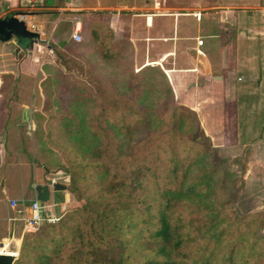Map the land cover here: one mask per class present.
I'll use <instances>...</instances> for the list:
<instances>
[{"label": "trees", "instance_id": "16d2710c", "mask_svg": "<svg viewBox=\"0 0 264 264\" xmlns=\"http://www.w3.org/2000/svg\"><path fill=\"white\" fill-rule=\"evenodd\" d=\"M90 35L79 43L66 38L60 44L69 57L55 49L56 63L42 66L43 102L34 115L41 151L68 175L80 204L25 234L14 264H264V238L254 227L241 224L240 241L226 247L239 197L229 178L236 174L193 111L171 110L175 95L163 70L135 72L132 42L115 41L105 26ZM1 79L3 130L17 78ZM243 159H236L242 173ZM5 161L0 157V189Z\"/></svg>", "mask_w": 264, "mask_h": 264}, {"label": "rangeland", "instance_id": "374dc122", "mask_svg": "<svg viewBox=\"0 0 264 264\" xmlns=\"http://www.w3.org/2000/svg\"><path fill=\"white\" fill-rule=\"evenodd\" d=\"M17 1L19 0H0V16L5 18L8 16V14H11L13 12L16 15H23L24 11L16 9L17 6L15 5L14 7H12V3H15ZM42 1H44L48 5L57 2L61 6L65 5L68 2V0ZM71 1L75 6H77L81 5L83 2V4L88 5H98L97 3H103V1H108V3L106 4H110L117 0ZM27 2L28 0H24L25 4H27ZM133 2L141 7L158 6L160 11L164 12H167L168 10L185 13L191 11L194 12L197 10H202L203 12L210 11L211 13L207 14V17L203 20L202 25L206 26L210 30H208V32L210 33L214 30H220L224 31V33L227 32L225 35H229L232 32V29H229V24L225 23V20L226 22L231 21L233 19V14L223 13L222 11H226V9H219L218 13H215L214 10L217 9H214V7L238 6L254 11L260 7V4L264 5V0H133ZM114 13L119 15V21H117L114 16H111V14H99H101L102 16L104 15V18H107V16L108 18L111 17L110 21L113 26L112 28L116 39L115 41L118 42V40L123 39V35H127V33L123 32V22H121V20H123V15L125 17V15L127 14L126 11L123 10H117ZM95 16L96 18L94 17V15L91 16L90 13H87V15L83 17L84 25H89V22H91V26L89 29L84 26L82 30L83 33L81 34L83 38L82 41L91 36V31L103 27L104 22H99L98 14H96ZM239 16L241 19H243L245 14L239 13ZM95 19L98 20L94 21ZM193 19L197 21L196 17ZM78 20L82 21L81 19H75L74 22H77ZM220 22H223L222 24L225 25H220ZM193 23V20L190 19V21L188 20L182 25V32L184 36L191 35L194 32L196 33V25H194ZM113 24L116 25L114 26ZM261 29L262 27L259 26V29L254 30L261 31ZM126 31H136V23L132 24V26L126 29ZM165 38L167 37L162 38L163 43ZM124 39L130 40L129 38ZM72 41L74 40L72 39ZM255 41L257 43L262 42L259 39H256ZM27 44L28 41H21L17 38L7 42H3L0 40V55H3L0 57V63L4 58H8V54H3L4 50L10 51V57H16L17 48H19L24 52V54L21 53L22 56L20 57L19 62L23 69L31 73L33 65L35 64L34 59H31L30 55H28L27 58L25 57V47ZM50 44L54 47L58 46L62 48L61 44L59 45V43L51 42ZM47 45V42H41L39 47L41 49L43 48L46 56H49L47 58V61H49L52 58H50L51 55L48 54V51L50 52V50L47 48ZM133 48V70L135 72H138L141 67H143L147 62H152V66L159 67L166 74L168 82L173 88V92L175 95V103L172 105L171 110H173L176 106H186L196 114L200 127L204 131V134L210 139L213 147L216 148L219 146H228L229 148H224V152H222L221 156L226 159L229 158V171L231 174H236L232 175L229 178V183L232 189L238 192L239 197L233 205V210H235L233 211L235 213L234 216H236L235 221L233 220L234 233H232V239L226 247L230 249L237 241H240L239 238L236 237V229L241 227V224H245V226H248L249 228H256L255 234L260 238H264V44L250 45L249 54H247L245 46L244 50H242L241 48V50L238 52V56H236L235 59L234 57L232 58L234 59L233 63L235 65V68H233V72L241 77V80L239 81V100L236 103L238 107L237 114L236 107L232 103H230L231 99H228L226 97V91H223L222 87H218L217 85L213 84V80L211 78L206 83V79L204 78L206 75H203L202 72L204 70L200 69L202 73L187 72L186 69L195 68V64L197 63L198 67H200L199 60L195 59L192 56L194 51L193 46H179V49L176 50V56L169 57L167 59V62L160 61L162 52H159L156 47H151L149 45H146L145 47H138V52L137 50H135L134 45ZM40 53H42V51H40ZM62 54L65 57H69L65 50H63ZM200 57L202 56L200 55L199 58ZM245 57H251L246 64L244 61ZM71 68L73 72L78 73V67L72 65ZM242 68H244V70H241ZM173 69H177V72H172ZM243 71H247V73H243ZM31 75L35 77L37 75L36 71L34 70ZM34 77H31L29 79L28 85L31 84L30 86H34L35 83L37 86L40 85V80L42 78L41 74H39L36 79H34ZM257 78H260L261 82H257ZM37 80L39 84L36 82ZM27 96H30L29 93L25 95V97ZM31 98L32 97H29L27 101H31ZM33 99L39 100L38 108L30 110L32 113L31 115L34 119V115L39 111L38 109H40L43 102L41 92L39 91L38 96H35L33 93L32 100ZM28 113L29 111L25 113V118L21 120V113H19V111L17 110L15 111V109L13 110L12 108L13 116L19 118L17 123H8L9 125L6 129L0 130V147L2 143L4 144L5 135H9L7 142V158L9 157V159L6 160V164L4 167L7 171L6 176H8V188L5 192L0 190V254L17 255V258L21 247L22 237L26 233H24L23 220H18V218H22L23 215L21 216L17 212L19 207H16V209L11 208V201L16 200L20 203L21 206L23 199H20V201L18 200V197L22 196V192H24V189L27 186L32 187L37 180L41 179V177L44 176H49L51 178L50 185L52 184L53 180L57 183L69 185L68 175L62 172L57 167L58 165L56 164V161H52L51 155H49L48 153L49 151H41V145L38 141L39 129L37 127L36 121H34L33 119L31 120L29 116L30 113ZM237 119L238 123H236ZM236 124L240 131L239 135L241 140H248V138L249 140H251L256 134H258L257 138L253 140L252 143H254L258 149L260 145L262 146V154L254 151L251 154L250 161L247 160V165L246 160L243 159L246 168V171H244V173H242L241 171L242 165L236 160L237 158H240L237 156H240L241 152L244 149L241 146H239L236 150L235 148H232L234 146H237L236 143H238L237 141H234L235 127H237ZM241 143L243 142L241 141ZM5 153L6 152H3L2 154L5 155ZM67 191H58L56 193L55 197L52 199V202H48V204H56V207L52 209H46L45 215L53 214L57 217H62L63 214L61 215L60 213V205L66 203L67 212L80 204L72 197L69 190ZM70 197L72 198L71 200H69V202H64L66 198ZM30 201L28 202L30 203ZM29 203H27L24 208H28ZM12 219H17L15 221V230L13 232L10 230L12 226L10 222H12ZM42 226L40 227V229L42 228ZM2 236H6V238H9L11 240H5V242H2ZM13 237H15L16 239H13ZM17 238H20L21 242L18 241ZM252 239L253 238H251V240ZM17 248L18 250H16Z\"/></svg>", "mask_w": 264, "mask_h": 264}, {"label": "crops", "instance_id": "0c3cea01", "mask_svg": "<svg viewBox=\"0 0 264 264\" xmlns=\"http://www.w3.org/2000/svg\"><path fill=\"white\" fill-rule=\"evenodd\" d=\"M122 2H123V5H122ZM83 3L77 6H75L71 0H68V2L63 6H61L57 2L51 5H48L42 0H28L27 4L24 3V0H19L15 3H12V7H14L15 5L17 6L16 9L24 11L23 14L27 16V20L30 25L34 24L38 26L40 31L42 32L40 35V41L28 42V44L25 47V51H26L25 57L27 58L28 55H30L31 59L32 58L34 59L35 65H33V69L37 73L35 77L31 75L34 72L33 69L31 73H29L28 71L22 68L19 60L22 54H24V52L19 48H17L16 57H10V51L4 50L3 54L4 55L8 54L7 55L8 58H4L0 63V83L1 84H2V79H1L2 74L10 73V74H13L17 78V86L15 90V95H14L13 100L10 103V106H11V109L13 108V110L15 109V111L17 110L19 111V113H21L22 115L21 120L25 118V113L28 111L30 113L29 116L32 120L33 117L31 115L32 113L30 110L38 108V104H39L38 99L32 100V98H33V93L35 96L39 95L40 85L37 86L36 83L34 86H30L31 84L28 85L29 79L31 77H34V79H36L37 76H39V74L42 73V66L44 64L46 63L55 64L59 57L57 51L61 52L62 54L64 50L63 48L58 47V46L54 47L50 43L56 42V43H59L60 45V43L63 44L65 42L66 38L72 40V34L74 32V26H75V22H74L75 19L82 20V30L84 26L87 29H89L91 26V22H89V25L88 24L84 25V21H83V17H85L87 13H90L91 16L94 15L95 18H96L95 15L98 14L99 22H104L103 26L109 29H112L113 31V28H112L113 26L110 21L111 17L108 18L107 16V18H104L103 17L104 15L102 16L99 13L111 14V16H114V18L117 21H119L118 20L120 19L119 15L114 13L117 10L126 11L127 15H125V17L123 15V20H121V22H123V32L127 33V35H123V38H129L130 41L133 43L135 50H137V52H138V47H145L146 45H149L151 47H156L159 52H162L160 56L161 58L160 61L167 62V59L169 57L176 56L177 54L176 50L179 49L178 48L179 46L180 47L181 45H185V47H187L188 45L193 46L194 51H193L192 56L195 59L199 60L200 67H198V63H197L195 64L197 67L195 66V68L193 69L192 68L186 69L187 72L189 73H202L203 72V75H206L204 77L206 79V83L211 78L213 80V84L217 85L218 87H222V90L226 91V97L228 99H231L230 103H232L236 107L237 113H238V107L236 103L239 100V81L241 80V77L235 72H233V68H235V65L233 62L236 56H238V52L241 50V48L242 50H244L246 46L247 54H249L250 45L264 44V5L263 4H260V7L254 11L249 10V9H244L238 6L237 7H233V6L214 7V9H217V10H214L215 13H218L219 9H222V10L226 9V11L223 10L222 12L226 14L227 13L233 14V19L231 21L226 22L225 20V23L229 24V29H232V32L229 35H225L227 32L224 33V31H220V30L218 31L214 30L213 32L210 33L208 32L209 29L206 26L202 25L203 20L206 19L207 17V14L211 13L210 11L203 12L202 10H197L194 12L191 11V12L185 13V12H175V11L168 10L167 12H164V11H160L158 6H154V7L138 6L136 3L133 2V0H117L110 4H106L108 3V1H103V3L105 4L97 3L98 5L96 4L88 5V4H83ZM227 9H230V10H227ZM239 13L245 14L243 19L240 18ZM148 16L152 17V21L150 25L147 23ZM195 17L197 21L193 19ZM1 18L3 17L0 16V19ZM98 19H95L94 21H97ZM190 19H192L194 22L193 24L196 25L195 29L197 31L196 33L194 32L191 35L184 36L182 32V25L188 20L190 21ZM134 23H136V31H131V32L126 31V29L130 28L132 24ZM222 23L223 22H220V25L222 26L225 25ZM113 25L115 26L116 24H113ZM259 26L262 27L261 31L254 30V29H259ZM60 29H62V32L58 38L57 33H59ZM163 37H167L164 39V43L162 42ZM197 39L199 40L202 39L203 41L202 46L200 47L198 46ZM256 39H259L262 42L257 43L255 41ZM41 42L48 43L47 48L50 50V52L48 51V54L51 55L50 58H52L49 61H47V58L49 56H46L45 55L46 53L44 52L43 48L41 49L39 47ZM55 49H58V50L55 51ZM40 51H42V53H40ZM200 55L203 58L202 57L199 58ZM1 56L3 55L1 54L0 57ZM233 57L234 59H232ZM250 58L251 57H245V60H244L245 64L248 62ZM148 65H153V63L147 62L144 66H148ZM244 68H242L241 70H244ZM200 69L204 71L201 72ZM172 72L176 73L177 69H173ZM243 73H247V71H243ZM41 76L43 75L41 74ZM256 81L261 82L260 78H257ZM36 82L39 84L38 80ZM28 93L30 96L25 97V95ZM29 97H32L31 101H27ZM18 119L19 118L14 117L12 114L9 120V123L15 124L17 123ZM236 123H238V119L236 120ZM239 134H240V131L237 126L235 127V140L234 141H237L239 144L236 143L237 146H234L232 148H235L236 150L238 149L239 146H241L244 149L241 152V155L237 157H240V158L243 157L246 160V165H247V160L250 161L251 154L254 151L260 154L262 146L261 145L259 146V149H260L259 150L257 146L254 143H252V141L257 138L258 134H256L254 138L251 140H249V138L248 140H241ZM8 138H9V135H5L4 144L2 143L0 147L1 148L0 149L1 162L5 161L4 159L8 152L7 151ZM241 141L243 143H241ZM255 146H256V149H255ZM216 148L220 155H222V152H224V148L229 149L228 146H221V147L219 146ZM3 152H6L5 155L2 154ZM5 164H6V161H5ZM245 171H246V168H245ZM5 172L7 174L6 170ZM50 180L51 178L49 176L41 177V179L37 180L36 183L33 184L32 187L27 186L24 189V192H22V196L18 197V200L23 199L26 201V203H29L28 201L36 198L35 193H34V187L36 185L50 186ZM52 182H56V181L53 180ZM7 188H8V176H6L5 184L3 188H1L0 190L5 192ZM67 190H63V191H67ZM57 192L58 191L52 192L51 190V199L49 203L52 202V199L55 197ZM71 198L72 197L66 198L64 202H67V201L69 202ZM63 204L60 205L61 215L62 214L64 215L66 213V210L63 209ZM16 207L17 208L19 207V209L17 210L19 215L21 216L23 215L24 217L26 213L24 212L23 204L20 206V203L17 201ZM16 207L15 208L11 207V208L16 209ZM45 211H44V215H45ZM47 216H56V215L51 214ZM23 217L18 218V220L22 221ZM16 220L17 219H12L11 220L12 222H10L12 226L10 224L11 229L10 227L9 229L12 232L15 230L14 225H15ZM13 239H16V238L13 237ZM1 240L2 242H5V240L9 241L11 239L6 238V236H2ZM17 240L21 242L20 238L19 239L17 238ZM16 250H18V248ZM11 252H14V251H11Z\"/></svg>", "mask_w": 264, "mask_h": 264}, {"label": "water", "instance_id": "95a60500", "mask_svg": "<svg viewBox=\"0 0 264 264\" xmlns=\"http://www.w3.org/2000/svg\"><path fill=\"white\" fill-rule=\"evenodd\" d=\"M152 17H147V23L150 25ZM17 38L18 40H26L28 42H37L38 35L31 32L24 21L19 20L16 16H7L0 19V40L3 42ZM36 44V43H35ZM65 184L52 182L48 185H36L34 187L35 197L41 203H48L51 199V190L63 191L67 190ZM17 260V255L0 254V264H14Z\"/></svg>", "mask_w": 264, "mask_h": 264}, {"label": "built area", "instance_id": "2783aa9c", "mask_svg": "<svg viewBox=\"0 0 264 264\" xmlns=\"http://www.w3.org/2000/svg\"><path fill=\"white\" fill-rule=\"evenodd\" d=\"M15 16L18 17L19 20L24 21L25 24L27 25V28L31 32L38 35L37 42L40 41V35L42 32L40 31L39 27L34 24L30 25L27 20V16L25 14L23 15L19 14ZM81 34H82V21L78 20L77 22H75L72 39L77 43L81 42L83 40ZM197 44L199 47L202 46L203 45L202 39L198 40ZM22 204L25 207L27 203L25 200H23ZM16 206H17V201L12 200L11 207L15 208ZM55 207H56V204L41 203L36 198L31 200L28 208H24V212L26 213L22 219L24 222V233L33 234V233H36L40 229V227L44 224H47V223L52 224V223L58 222L61 217L44 215V211L46 209H52ZM66 208H67V204L64 203L63 209L66 210Z\"/></svg>", "mask_w": 264, "mask_h": 264}, {"label": "clouds", "instance_id": "9594fccd", "mask_svg": "<svg viewBox=\"0 0 264 264\" xmlns=\"http://www.w3.org/2000/svg\"><path fill=\"white\" fill-rule=\"evenodd\" d=\"M15 16V15H14ZM48 204V203H47Z\"/></svg>", "mask_w": 264, "mask_h": 264}]
</instances>
